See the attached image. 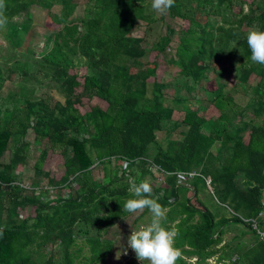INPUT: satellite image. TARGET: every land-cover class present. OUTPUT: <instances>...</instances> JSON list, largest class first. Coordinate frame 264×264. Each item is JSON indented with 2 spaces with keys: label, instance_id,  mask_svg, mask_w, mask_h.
Returning a JSON list of instances; mask_svg holds the SVG:
<instances>
[{
  "label": "trees",
  "instance_id": "16d2710c",
  "mask_svg": "<svg viewBox=\"0 0 264 264\" xmlns=\"http://www.w3.org/2000/svg\"><path fill=\"white\" fill-rule=\"evenodd\" d=\"M82 2L83 15L73 18L78 5L71 0H3L0 9L7 17L3 26L25 28L35 6L58 27L33 65L0 64V264H108L116 250L108 231L132 214L123 211L132 198L130 184L144 181L152 165L164 174L160 186L150 183L151 197L166 210L162 226L178 233L176 264H210L215 257L216 264H264V238L257 230L264 228V66L251 60L247 44L251 30L264 31V0H175L159 17L145 15L149 0ZM166 15L173 24L166 25L155 53L165 51L174 24L182 21L177 58L171 57L180 66L177 74L199 85L225 57L235 74L231 88L219 78L214 88H205L209 98L168 102L162 78L151 76L158 55L151 60L143 39L132 35L139 20L152 24ZM7 81L13 84L5 92ZM35 85L41 90L36 98ZM56 89L63 101H51ZM234 93L250 98L237 102ZM203 101L217 111L214 120L200 114ZM175 112L184 114L175 122L186 131L164 148L157 134ZM29 134L41 151L31 187L24 188L16 171L32 151ZM6 152L9 159L2 163ZM51 154L63 160L59 180L44 170ZM97 166L99 180L92 174ZM189 172L192 177L179 183L177 174ZM43 178L69 191L50 199V191L39 186ZM200 191L211 194L213 204ZM149 214L139 213L132 229L150 224ZM231 224L249 230L243 248L223 242ZM126 264L149 261L127 257Z\"/></svg>",
  "mask_w": 264,
  "mask_h": 264
},
{
  "label": "rangeland",
  "instance_id": "374dc122",
  "mask_svg": "<svg viewBox=\"0 0 264 264\" xmlns=\"http://www.w3.org/2000/svg\"><path fill=\"white\" fill-rule=\"evenodd\" d=\"M71 1L75 2V4L78 5L75 10V15L72 16V18L75 16L81 17L83 15L84 9L82 2L83 0ZM247 2H251V0H247ZM151 4L152 0H149L148 6H146L147 9L145 15L149 16L155 14L157 17L161 16L162 14L152 9ZM243 7V10L246 12L249 5H244ZM60 8V6H57L55 8V11H60ZM236 11H238L237 7L235 9V12ZM30 13L31 20L24 26L25 28L14 23H10L6 26L0 27V64H11L14 60H19L27 65H33L37 61V59H39L38 57L45 53V51L50 47L53 36L58 27L55 26L54 23H52L47 15V11H45L43 8L33 6ZM216 19L220 20V18ZM173 20L174 19L170 18L167 15L165 16L164 20L153 22L152 24H148V22L146 21L139 20L132 32L133 36L143 39L142 45L150 51L151 60L154 56L158 55L156 59H153L154 61H151V64L153 66L150 67H156L154 70L155 73H152L151 76L162 78V82L164 83L163 94L165 95L164 97L168 100V102H171L172 100H174V98H178L181 96L188 97L190 100L196 97L200 101L201 98H209L210 93L206 91L205 88H214L215 86L213 85V82L216 85V79L219 78H222L227 82L225 83L226 90L231 88L235 81V74L233 68L230 67L228 63L229 60L225 57L220 60V62L216 65V68H209L205 72L206 78L202 80L199 85H197L191 79H187L177 74L180 66L178 63L172 60L177 58L174 55L179 43V30L184 25V22L182 21L177 20L174 24L176 32L173 35L172 42L168 44V47L166 46L165 51L155 53V50H157L156 47L158 39H160L161 36L167 34L166 25L171 22L173 24ZM171 57L174 59H172ZM169 58L171 59L169 60ZM236 62L237 60L234 61V63ZM256 64L259 67L264 66L258 63ZM149 80H153V77H150ZM28 81L31 82V84L36 83L33 77H30ZM12 84V82L7 81L3 88V91L8 92L10 89L9 87ZM27 85L28 89L32 88L29 83H27ZM50 88L53 87H48V89ZM39 94H41V90H39V88L37 87L36 91L32 93V97L36 98V95ZM241 95L242 94L240 93H234V96H236L235 100L237 102H247V100H249L250 98V95ZM50 99L52 102H55L56 100L59 101V99L63 101L64 97L61 95L59 90L57 91L56 89V93L52 94V97H50ZM207 104L208 103H206V101H203L201 103L200 114H202V116L207 119L214 120L218 116V113L215 110L214 106H206ZM82 105L83 110H88L90 108V104L87 100H85ZM183 118V113L175 112L173 121L165 122L162 125V130L157 134V137L159 143L164 146V148L167 147V144L171 141V139L178 141L183 139L186 128L175 122L178 120L181 121ZM236 120L237 118H235L233 122L235 123ZM241 135L245 137L246 132L244 131ZM27 139L31 142L32 151L27 159L26 165L23 167H19L16 171L17 182H21L20 184L24 188L31 187V183L34 180L32 165L38 155V152L41 151V148L33 145V135H27ZM8 159L9 152H6L2 156L1 162L6 163ZM155 169L156 170L150 169L151 172H147L146 176L142 179L148 180L155 187H158L164 183V181H162L164 179V176L158 168ZM44 170L50 171V178L55 177V180H59L64 173L62 157L56 154H51L44 165ZM152 171H154V173ZM189 173H191L192 175L194 174L192 172ZM92 174L95 176L96 180H99L101 177V168L97 166L92 170ZM47 183L48 179L43 178L41 179V182H39V186L50 191L48 194L50 199H53V197L57 195L56 193L64 192L66 194L69 191L68 188H57L50 186ZM199 197H201L205 202L213 204L211 200V194L208 195L205 191H200ZM44 199L47 200L46 195H44L43 200ZM139 213L140 212L132 213L128 218L122 220V222L117 223L108 231V237L113 239L116 245V250L114 251L113 256L111 257L108 264H117L119 262L121 264H126L127 257H136L135 252L128 247L127 241L128 237L133 231V220ZM3 214L4 212L2 210L0 219ZM26 214L27 209L21 210V217L26 216ZM150 216L151 213L147 217ZM259 219H264V212L261 217H259ZM260 236L264 238V235ZM250 237L251 234L249 233V230H247V228L242 225L238 226L231 224L228 228L227 233L223 237V242L227 244L230 243L231 245H236L237 248H240V246L241 248H243L244 246H246V243L249 242ZM123 249H127V255L123 254ZM119 252L121 253V255L119 259H117V255H119ZM209 262L210 264H216V257L210 259Z\"/></svg>",
  "mask_w": 264,
  "mask_h": 264
},
{
  "label": "clouds",
  "instance_id": "9594fccd",
  "mask_svg": "<svg viewBox=\"0 0 264 264\" xmlns=\"http://www.w3.org/2000/svg\"><path fill=\"white\" fill-rule=\"evenodd\" d=\"M175 6V0H152L151 7L160 14H166ZM4 8L3 0H0V9ZM7 23V17L0 12V26ZM247 44L251 50V60L264 65V31L253 29L247 35ZM132 198L123 204V211L128 213H142L148 209L152 214L151 223L140 230H133L128 237V247L131 248L136 258L149 264H176L180 252L174 247L175 237L178 235L175 229H167L162 226L166 220V210L152 198L153 188L148 180L140 183L133 181L128 189ZM120 239V238H119ZM127 255V249H123ZM121 253L117 255L119 259Z\"/></svg>",
  "mask_w": 264,
  "mask_h": 264
},
{
  "label": "built area",
  "instance_id": "2783aa9c",
  "mask_svg": "<svg viewBox=\"0 0 264 264\" xmlns=\"http://www.w3.org/2000/svg\"><path fill=\"white\" fill-rule=\"evenodd\" d=\"M177 176H178V180H179L178 182L182 183V182L188 180L190 177H192V174L191 173H178Z\"/></svg>",
  "mask_w": 264,
  "mask_h": 264
},
{
  "label": "crops",
  "instance_id": "0c3cea01",
  "mask_svg": "<svg viewBox=\"0 0 264 264\" xmlns=\"http://www.w3.org/2000/svg\"><path fill=\"white\" fill-rule=\"evenodd\" d=\"M154 168H158V166L152 165L151 170H155ZM152 172L154 173V171H152ZM162 174H163V172H162ZM163 176H164V174H163ZM254 228H257V225L256 226L254 225ZM257 230L259 231L260 235H264V228H259V229L257 228Z\"/></svg>",
  "mask_w": 264,
  "mask_h": 264
}]
</instances>
